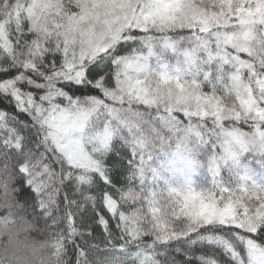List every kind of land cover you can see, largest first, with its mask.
<instances>
[{
	"label": "snow or ice",
	"instance_id": "snow-or-ice-1",
	"mask_svg": "<svg viewBox=\"0 0 264 264\" xmlns=\"http://www.w3.org/2000/svg\"><path fill=\"white\" fill-rule=\"evenodd\" d=\"M63 3L0 0V172L67 264H264V186L219 179L264 153V72L243 52L264 0ZM157 144L192 172L208 153V183L165 179Z\"/></svg>",
	"mask_w": 264,
	"mask_h": 264
},
{
	"label": "clouds",
	"instance_id": "clouds-1",
	"mask_svg": "<svg viewBox=\"0 0 264 264\" xmlns=\"http://www.w3.org/2000/svg\"><path fill=\"white\" fill-rule=\"evenodd\" d=\"M176 162L190 166L181 157ZM59 239L54 221L32 214L17 199L14 179L0 172V264H67Z\"/></svg>",
	"mask_w": 264,
	"mask_h": 264
},
{
	"label": "trees",
	"instance_id": "trees-1",
	"mask_svg": "<svg viewBox=\"0 0 264 264\" xmlns=\"http://www.w3.org/2000/svg\"><path fill=\"white\" fill-rule=\"evenodd\" d=\"M61 0H56V3L59 4ZM75 3V0H64L63 7L67 9L70 4ZM211 4L212 0H188V5L193 9V11L197 13H204V12H210L211 11ZM53 19H56L59 21V17H53ZM67 22L65 21V24ZM48 27L51 28V24H48ZM258 31H252L251 35L248 37V39L245 41L246 47L243 49V52L246 54L245 58L249 61V66L255 65L256 70L258 72H264V28H261L260 26H257ZM53 31H56V29H53ZM251 31V30H250ZM243 56V54H242ZM166 62L168 64H171L174 62V64L177 63L175 58L167 59ZM224 102L226 104L231 105L234 103L233 97H225ZM244 130H248L246 126H244ZM251 139V137H249ZM117 146H119L117 144ZM173 149H170L167 145L163 149H161V146L159 144L156 145L155 151L153 153L154 155H157L162 152H172ZM199 160L198 163L201 164V167L197 169V173L199 174L197 183L204 184V181L206 182L209 177L206 173V163L208 159V153L202 152L197 157ZM239 162L244 164L249 160V163H256L262 161L264 163V153L254 151L252 149H249L246 152H241L237 155V158ZM220 181L226 186V187H236L241 183L240 175L235 170L234 162L233 161H227L223 165H221L220 168ZM68 192L70 195H72V189L69 187ZM77 198V197H73ZM62 199V196H61ZM111 219V217H108ZM115 225L113 224V227ZM173 226L177 229L185 227V222L183 220H177L173 222ZM118 235V233H117ZM151 237H145L142 241L143 244H146L150 241ZM186 248H188V245H185ZM137 250L136 243L134 242L130 248L129 251L135 252ZM195 251L199 252L201 251L200 247L197 246L195 248ZM220 260L222 264H228L226 261V257H224L222 254H220ZM121 264H131L130 261L127 259H122Z\"/></svg>",
	"mask_w": 264,
	"mask_h": 264
},
{
	"label": "rangeland",
	"instance_id": "rangeland-1",
	"mask_svg": "<svg viewBox=\"0 0 264 264\" xmlns=\"http://www.w3.org/2000/svg\"><path fill=\"white\" fill-rule=\"evenodd\" d=\"M167 63V62H166ZM168 71L175 74V65L174 62L168 64ZM177 157L173 156L172 152H162L153 156L151 160V166L160 169L162 176L165 179L172 181L173 183L182 182L183 180H191L194 183L196 179V171H190V166H187L183 163H177ZM182 158V157H181ZM247 160L244 164L235 160L234 166L235 170L240 176H245L249 178V182L256 183L259 186H264V165L263 163H249ZM160 166H162L160 168ZM209 179L204 184H207ZM202 185V184H201ZM196 210L204 213L206 208L202 205H197Z\"/></svg>",
	"mask_w": 264,
	"mask_h": 264
}]
</instances>
